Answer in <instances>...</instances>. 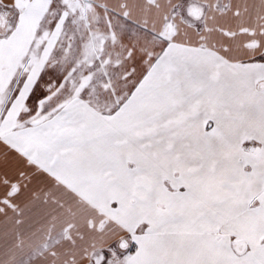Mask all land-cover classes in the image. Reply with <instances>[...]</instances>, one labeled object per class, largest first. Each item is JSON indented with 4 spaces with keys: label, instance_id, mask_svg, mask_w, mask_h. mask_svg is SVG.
Listing matches in <instances>:
<instances>
[{
    "label": "snow or ice",
    "instance_id": "1",
    "mask_svg": "<svg viewBox=\"0 0 264 264\" xmlns=\"http://www.w3.org/2000/svg\"><path fill=\"white\" fill-rule=\"evenodd\" d=\"M0 264H264V0H0Z\"/></svg>",
    "mask_w": 264,
    "mask_h": 264
}]
</instances>
